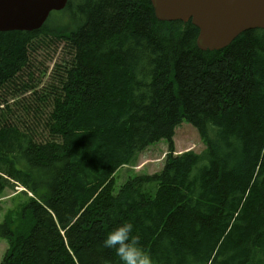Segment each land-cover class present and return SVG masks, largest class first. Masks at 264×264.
Returning <instances> with one entry per match:
<instances>
[{"label":"trees","instance_id":"trees-1","mask_svg":"<svg viewBox=\"0 0 264 264\" xmlns=\"http://www.w3.org/2000/svg\"><path fill=\"white\" fill-rule=\"evenodd\" d=\"M64 12L54 32L71 58L40 92L16 86L49 22L0 33V200L12 195L0 264H119L102 241L126 222L152 264H264V31L202 52L198 29L157 21L150 0ZM183 121L200 154H175ZM160 142L161 170L116 191V173Z\"/></svg>","mask_w":264,"mask_h":264},{"label":"water","instance_id":"water-1","mask_svg":"<svg viewBox=\"0 0 264 264\" xmlns=\"http://www.w3.org/2000/svg\"><path fill=\"white\" fill-rule=\"evenodd\" d=\"M67 1L0 0V33L39 30ZM150 5L159 22H190L197 28L202 52L221 51L242 32L264 30V0H150Z\"/></svg>","mask_w":264,"mask_h":264},{"label":"rangeland","instance_id":"rangeland-1","mask_svg":"<svg viewBox=\"0 0 264 264\" xmlns=\"http://www.w3.org/2000/svg\"><path fill=\"white\" fill-rule=\"evenodd\" d=\"M81 0H74V4H78ZM62 17L66 21V13L64 12H52L48 18L49 29L53 32V35L38 40L34 45L38 44L36 52H29V63L25 72L19 75L17 80L18 90H22L21 86L32 85L34 90L40 92L45 89L50 83L54 81L57 75L63 68V65L71 58L69 54L68 43L65 40L64 34L55 33V22L57 18ZM54 23V24H53ZM23 88V87H22ZM12 92L8 89L4 92V99L8 101V96ZM30 93L24 94L25 98H28ZM12 105V104H10ZM13 120L9 117L8 122ZM175 154H181L186 151H194L195 153H201L204 150V146L200 142L196 131L185 121H183L179 127L175 130ZM165 142L149 146L141 155L138 156L136 161L131 167L126 169H120L115 176V189L116 191L125 182L128 177L136 174H148L152 175L158 173L161 170L163 164V157L166 154ZM20 189V188H19ZM7 197H11L10 192H6ZM2 198L0 200V223L3 221L2 216L7 208L11 207V202L8 198ZM14 204L24 202L22 199H15ZM16 224V223H15ZM7 251V243L5 240H0V261Z\"/></svg>","mask_w":264,"mask_h":264},{"label":"clouds","instance_id":"clouds-1","mask_svg":"<svg viewBox=\"0 0 264 264\" xmlns=\"http://www.w3.org/2000/svg\"><path fill=\"white\" fill-rule=\"evenodd\" d=\"M133 225L124 223L109 231L102 247L113 250L119 258V264H152L151 258L139 246L138 239L131 235Z\"/></svg>","mask_w":264,"mask_h":264}]
</instances>
